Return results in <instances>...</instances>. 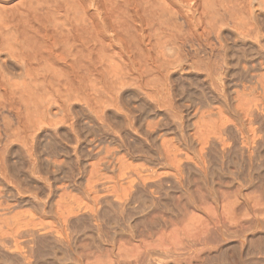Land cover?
<instances>
[{
	"label": "rangeland",
	"instance_id": "374dc122",
	"mask_svg": "<svg viewBox=\"0 0 264 264\" xmlns=\"http://www.w3.org/2000/svg\"><path fill=\"white\" fill-rule=\"evenodd\" d=\"M175 2L39 80L0 49V264H264V0Z\"/></svg>",
	"mask_w": 264,
	"mask_h": 264
},
{
	"label": "bare ground",
	"instance_id": "6f19581e",
	"mask_svg": "<svg viewBox=\"0 0 264 264\" xmlns=\"http://www.w3.org/2000/svg\"><path fill=\"white\" fill-rule=\"evenodd\" d=\"M17 1L18 0H11L10 2H14L15 4L10 3L9 5L6 3V1L5 4H3V2L0 0V49L3 48L6 50V52L8 50L12 51L11 54L16 53L14 55L15 57L19 54L20 56L18 57L20 60L22 57V62H24L26 66L24 63L23 65L27 67L26 70L34 68V66L39 65L40 62H43L44 64L47 63L45 61L46 59H44L45 55L46 57H49V54L51 55V53H53L55 55V52L56 54L58 52L61 53L58 54L61 56L63 54L68 55L69 57L71 56L70 59H73V57L79 58L75 59L76 62H78L77 64H79L81 58L80 54H84L85 52L94 54V52L96 53L97 51L98 53V51H100L99 49H101V45L103 44H100V38L102 34H104L103 32H108L111 36H116L115 38H117L119 37L118 35L128 32L129 28L133 26L134 23H137L138 26L135 24L133 27H135L137 31H140H138L139 35L140 33L142 34L141 31H143V34H145V30L143 28L144 26H148V24L152 22L157 28H160L164 23V20L165 22L166 20L168 21V16L166 18V15H170L169 19L173 17L172 14H174L175 8L174 7L172 10V5L167 7L170 2H168L169 4L166 5V0H20L18 3H16ZM175 1L176 0H174V4L171 3L174 6L176 3ZM177 1H179V3H181L185 9H187V11H184L197 12V16H204L202 19H206V16H212V13L210 12H213V16L215 14H220L221 16V13L226 12L225 7H227L225 5L226 0ZM199 6H201V8H199ZM216 7L218 8L216 9ZM220 9L221 11H224L220 12ZM175 12H177V10ZM180 13H182V11ZM178 17L181 18V16ZM198 18L200 19V17ZM189 21L190 20H188V22ZM147 22L149 23L147 24ZM133 27L130 30H133ZM148 29L149 28L147 27L146 30ZM136 34L137 33H135V35ZM129 35L132 36L131 34ZM132 39H134V35ZM139 40L141 39L139 38ZM136 42L134 41L133 45H136ZM123 47L125 48L124 45ZM54 55L53 57L57 56L55 61L58 62L59 60H57V58H60V56ZM51 57L52 55L47 58L50 59L48 61L55 59ZM66 59L68 60L69 58L66 57ZM75 60L67 61V63L69 62V67L70 65H72L71 67L74 66ZM60 63L63 62L59 61V64ZM44 64L40 63L39 67H41V65L43 66ZM48 64L51 65V62H48ZM56 64L57 63L55 62V65ZM45 65L47 66V64ZM39 67H35V69H38ZM62 67H65V65H62ZM33 70H30L31 79H33L32 81H35L34 79L39 80L34 75H40H37V73L33 74V72H35ZM32 76H34V78H32ZM41 77L44 78L42 75ZM47 78L46 80H48ZM44 79H40L39 82Z\"/></svg>",
	"mask_w": 264,
	"mask_h": 264
}]
</instances>
